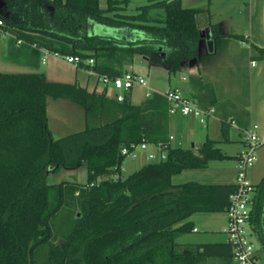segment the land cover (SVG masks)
<instances>
[{"label": "trees", "instance_id": "trees-1", "mask_svg": "<svg viewBox=\"0 0 264 264\" xmlns=\"http://www.w3.org/2000/svg\"><path fill=\"white\" fill-rule=\"evenodd\" d=\"M3 1L0 14L11 27L66 42L69 54L93 60L78 67L110 78L121 74L134 53L173 73L199 60L209 37L241 40L221 35L212 23L202 37L196 15L203 9L184 7L181 0H149L135 14L121 12L128 0H106L105 8L99 0ZM91 22L137 36L121 41L92 33ZM251 49L253 58L264 59V46ZM47 97L81 106L85 128L54 139ZM168 106L159 93L133 105L128 97L117 102L77 83L48 81L43 73L0 72V264H233L226 241L176 240L193 230V214L224 212L235 189L234 183L171 182L183 169L222 159L219 140L206 139L198 148L168 145L164 160L121 175L122 147L168 143ZM82 164L85 183L46 180L48 171ZM255 190L250 223L264 243V175Z\"/></svg>", "mask_w": 264, "mask_h": 264}, {"label": "crops", "instance_id": "crops-1", "mask_svg": "<svg viewBox=\"0 0 264 264\" xmlns=\"http://www.w3.org/2000/svg\"><path fill=\"white\" fill-rule=\"evenodd\" d=\"M241 3L244 8H246L247 12L248 34L246 39H241L240 43H242V45L245 43V46L249 45L250 48L251 45L263 47L264 0H242ZM4 4V1L0 0V13L4 7ZM99 6L101 8H105L100 3ZM206 10L208 9L203 8V10L200 12H206ZM199 13L196 15V22L198 21L200 15ZM210 23L211 22L209 21H207V24L204 22L203 24H198L197 22V26L204 33H208L210 29ZM212 24L217 25L218 32L221 35L233 34L222 32L219 22ZM89 29L92 33H99L102 35L108 34V36H113L121 41L134 40L137 36L136 31L103 27L102 25L94 24L92 22L90 23ZM25 32L30 33L27 31ZM18 36L19 35L14 34L13 32L9 35L0 36L1 73H43L48 81L70 84L77 83L80 87L84 88L88 92L103 94L107 99L115 101L113 99V94L118 91L112 88L110 85L106 86L101 80H99L97 73L84 67H78L53 54L54 51H58L59 53L69 55V52L71 51L69 44L44 35L41 36L37 33L35 37L32 36L33 40H30L42 44L41 46H36L34 43L28 42L26 40L24 41V39L20 36L19 39L21 40L17 41ZM208 39H212L213 41V50L215 46L219 45L221 47L220 51L222 50V46L226 48V43L230 41L221 36L216 38L209 37L204 40L205 44L201 49L202 55H204L205 52H208L206 46V41ZM43 49L47 50L48 53L44 54ZM138 58H141L140 60L143 61V66H146L145 68L148 70V74L150 72H159L157 74L160 77L163 79H168V85L164 86V88H161L156 84V82H152V84L149 86L144 87V97L141 98H138L134 95V89L132 87L128 92L125 93V97H128L129 102L133 105L140 104L146 97H148L146 96L148 89L152 93H159L161 95H163V92L169 88L180 90L195 102L196 106L202 112L201 118H204L205 120L204 122H201V118L192 114H169V140L167 144L182 147L185 133H190V135L193 137L190 140V145L192 147L198 148L206 139L219 140L220 143L218 146L224 155L222 159L210 161L208 166L205 168L183 169L181 172L171 176V182L173 184H180L188 181L205 184H233L237 172L236 157L244 147V136L242 131L250 125L256 124L258 136L260 138H264V89L258 90L256 93H253L250 90L248 93H246L247 98L245 100L237 96L235 93L224 94L217 88L213 78H206L203 75L199 60L196 59L188 60L180 68V70L171 73L166 67L158 64H149L148 60L145 59L143 55L140 53H134L131 61L126 62L123 65L125 68L122 67L121 73L128 71L130 67L132 68V65ZM252 62H254V60L251 58V66L254 65H252ZM211 113H213V115H211ZM46 116L47 127L54 139L81 131L86 126L83 108L66 98L47 97ZM196 118H198L201 123H204V126L200 127V129L194 130L191 128V126L193 125V120ZM232 120L234 121L233 124L230 123ZM234 143H236V147L233 152H230L229 147L223 148L224 145L229 146L230 144ZM150 145L154 147L155 151H157V143H148L147 148L142 150L141 153V156L144 159L147 158V153L152 152L151 150H148ZM140 151L141 150L138 151V156ZM165 153L167 155V151ZM255 157V161L247 169V177L249 180H261L262 176L264 175V144L256 149ZM143 164H145V162L142 163V165ZM139 166H141V164ZM256 169L260 171L259 175L257 176L255 174ZM120 171L121 175H124L123 166L121 167ZM251 183L254 186L256 185L253 182ZM200 218L198 219V217H194V220H198V223H201L203 219ZM190 220L193 223L195 222L192 216ZM193 231H197L194 224ZM224 231L223 233L225 234ZM253 232L255 234L257 233L254 230ZM259 236L260 241L263 243L260 233ZM218 241H226V234L224 240L206 239L195 243ZM180 242L188 243L184 241ZM256 255L258 257L257 253Z\"/></svg>", "mask_w": 264, "mask_h": 264}, {"label": "rangeland", "instance_id": "rangeland-1", "mask_svg": "<svg viewBox=\"0 0 264 264\" xmlns=\"http://www.w3.org/2000/svg\"><path fill=\"white\" fill-rule=\"evenodd\" d=\"M241 1L242 0H181V5L184 7L208 9L206 10V12L199 13L200 15L197 21L198 24H203V22L207 24V21L211 23L219 22L222 28V32L239 35L240 39L244 40L246 39L248 34L247 12ZM148 2L149 0H128L126 5L121 4V6L123 7L121 12H123L124 14H135L137 12V7L146 5ZM99 3L106 7V0H99ZM156 12H159V15H157L159 18L164 17V14L161 10L155 9L152 11L153 14H155ZM12 32L22 37L24 41L26 40L28 42L30 40H33L32 36L35 37L37 34L34 32L26 33L25 31L16 27L12 28ZM225 39L230 40L228 43H226V48L222 46V50L220 51L221 47L217 45L212 52H205L204 55L199 57L201 71L206 78H213L217 88L224 94L235 93L237 94V96L245 100L247 98L246 93H248L250 90L251 92L256 93L258 90L264 89V59H260L258 57L253 58L252 55H256V52H254L249 47V45L245 46V43L244 45H242V43H240L241 40L230 38ZM250 57L254 60L253 66L250 65ZM140 59L138 58L132 65V68L130 67L128 71L133 70L135 73H140L141 75L146 76L145 79L148 84L147 86L152 84V82H156V84L161 88H164V86L168 85V79H163L162 77H160L157 74L159 72H150L148 74V70L145 68L146 66H143V61ZM133 89L134 95L136 97H144L145 89L143 86L135 84L133 86ZM211 115H213V113H211ZM203 124L204 123H201L199 119L196 118L195 120H193V125L191 126V128L197 130L200 129V127L204 126ZM192 138L193 137L190 135V133H185L184 143H182V147H192L190 145V140ZM235 145L236 143L230 144L229 146L224 145L223 148L229 147L230 152H233L236 147ZM148 150H151L155 154L156 157L154 159H144L141 156L142 150L140 151L139 156H137L136 158H132L130 156L125 157L122 165L124 173V175H122L123 178L126 177V175L130 172L136 170L140 164L142 165V163L144 162L149 163L157 161L159 153L155 151L154 147H152L151 145L148 147ZM259 173L260 171L256 169V176L259 175ZM46 180L49 183H58L62 180H71L79 183H85V165H79L75 169L60 167L57 171H48ZM259 180L260 179H250V181L255 184H257ZM192 217L193 220L194 217H198V219L201 217L200 219L203 220L201 223H198V220H194L195 222L193 224L196 227L197 231L192 230L190 232L178 235L176 237V240L178 242L184 241L188 243H195L200 242V240L206 239L224 240L225 234L223 233V231L227 227L225 212H201L195 213L194 216L192 215ZM262 221V231L264 234V209L262 214ZM55 225L56 227L59 225V220L55 221ZM247 229L249 230L248 226ZM249 233V238L253 243L254 251L258 254L260 262L264 264V243H262L258 239L257 235L253 231H249ZM58 240L59 239L57 238V241Z\"/></svg>", "mask_w": 264, "mask_h": 264}, {"label": "built area", "instance_id": "built-area-1", "mask_svg": "<svg viewBox=\"0 0 264 264\" xmlns=\"http://www.w3.org/2000/svg\"><path fill=\"white\" fill-rule=\"evenodd\" d=\"M12 28L7 21L0 14V36H5L12 32ZM21 39L17 38V41ZM44 54L48 53L43 49ZM55 56L65 59L67 62L76 66L79 63L92 65L93 60H81L74 55H65L54 51ZM44 59V57H43ZM254 62H252V65ZM92 71V70H91ZM101 80L106 86L110 85L118 92L113 94V99L117 102H122L125 99V93L128 92L135 84L147 87V82L144 75L132 72L124 71L120 75L110 78L106 75H99ZM151 91L148 89L146 96L151 95ZM163 96L168 101V113L175 114L180 113L182 115L192 114L196 117L202 116V112L196 106L195 102L188 96L175 88H169L163 92ZM204 118H201V122H204ZM231 124L234 123L232 120ZM244 147L237 154L236 164L237 172L235 175V189L230 193L228 198V205L225 208V214L227 219V227L225 229L226 242L231 246L232 261L234 264H262L257 257L252 241L249 238V231H253L250 218L253 210V199L255 195V186L250 182L247 177V169L255 161L256 149L264 144V138H260L257 134V125L252 124L245 128L243 131ZM147 142H141L138 144H131L129 147H122L121 154L136 158L139 150H145L147 148ZM168 144L157 143L156 149L158 154L157 161L164 160L166 158ZM147 158L154 159L156 156L153 152L147 153ZM122 167V166H121ZM120 167V169H121ZM111 177L117 179L119 177L118 172H114ZM92 185V183H91ZM249 227V230L247 229ZM195 230V229H194Z\"/></svg>", "mask_w": 264, "mask_h": 264}, {"label": "water", "instance_id": "water-1", "mask_svg": "<svg viewBox=\"0 0 264 264\" xmlns=\"http://www.w3.org/2000/svg\"><path fill=\"white\" fill-rule=\"evenodd\" d=\"M106 35H108V34H106ZM201 36L202 37L205 36V33L203 31H201ZM206 46H207L208 52H212L213 51V41H212V39H208L206 41ZM144 58L147 59V57H145V56H144ZM256 234H257L258 239L260 240L259 232H257Z\"/></svg>", "mask_w": 264, "mask_h": 264}]
</instances>
